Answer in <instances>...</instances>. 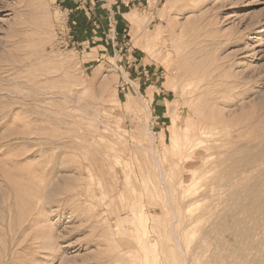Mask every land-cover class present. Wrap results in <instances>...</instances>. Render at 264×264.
<instances>
[{
    "label": "rangeland",
    "instance_id": "rangeland-1",
    "mask_svg": "<svg viewBox=\"0 0 264 264\" xmlns=\"http://www.w3.org/2000/svg\"><path fill=\"white\" fill-rule=\"evenodd\" d=\"M0 264H264V0H0Z\"/></svg>",
    "mask_w": 264,
    "mask_h": 264
},
{
    "label": "bare ground",
    "instance_id": "bare-ground-1",
    "mask_svg": "<svg viewBox=\"0 0 264 264\" xmlns=\"http://www.w3.org/2000/svg\"><path fill=\"white\" fill-rule=\"evenodd\" d=\"M176 133H177V131H174V133L171 135V138H172V140H173V143L175 144V146H176V143H178V141H176L175 140V138H176ZM145 229V227L142 229V230H144ZM145 232V231H144ZM155 261V260H154ZM153 261V262H154Z\"/></svg>",
    "mask_w": 264,
    "mask_h": 264
}]
</instances>
